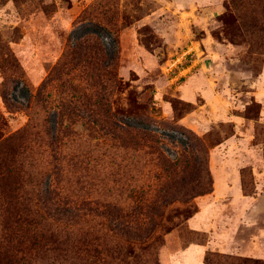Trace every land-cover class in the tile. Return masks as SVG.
Instances as JSON below:
<instances>
[{
  "label": "rangeland",
  "instance_id": "rangeland-1",
  "mask_svg": "<svg viewBox=\"0 0 264 264\" xmlns=\"http://www.w3.org/2000/svg\"><path fill=\"white\" fill-rule=\"evenodd\" d=\"M209 263L264 264V0H0V264Z\"/></svg>",
  "mask_w": 264,
  "mask_h": 264
},
{
  "label": "trees",
  "instance_id": "trees-1",
  "mask_svg": "<svg viewBox=\"0 0 264 264\" xmlns=\"http://www.w3.org/2000/svg\"><path fill=\"white\" fill-rule=\"evenodd\" d=\"M6 99V98H5ZM187 217H188V219L189 218H191L192 216H193V213H187V215H186ZM207 261H208V257H207ZM210 264V263H209Z\"/></svg>",
  "mask_w": 264,
  "mask_h": 264
},
{
  "label": "crops",
  "instance_id": "crops-1",
  "mask_svg": "<svg viewBox=\"0 0 264 264\" xmlns=\"http://www.w3.org/2000/svg\"><path fill=\"white\" fill-rule=\"evenodd\" d=\"M194 229H195V228H194ZM259 254H260V255H259ZM255 255H256V254H255ZM256 256H260V257H262V256H261V253H258Z\"/></svg>",
  "mask_w": 264,
  "mask_h": 264
}]
</instances>
